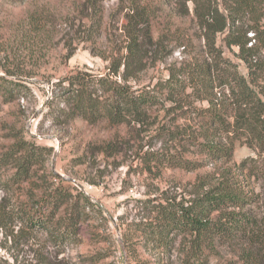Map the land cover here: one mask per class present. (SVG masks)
<instances>
[{"label":"trees","instance_id":"16d2710c","mask_svg":"<svg viewBox=\"0 0 264 264\" xmlns=\"http://www.w3.org/2000/svg\"><path fill=\"white\" fill-rule=\"evenodd\" d=\"M58 3L63 8L53 18L71 29L79 21V41L96 45L104 34V0ZM119 4L123 40L110 41L107 71L75 69L59 77L54 82L55 122L107 120L136 127L143 141L141 134L157 128L158 112L164 110L168 122L154 130L153 137L165 149L145 151L147 167L211 170L187 200L160 199L151 220L152 238L169 250L179 235L188 237L183 264H203L198 252L215 250L218 244L229 246L236 257L226 264H264V0H119ZM52 16L48 9L33 5L27 18L38 30ZM67 46L70 58L72 43ZM177 50L181 60L165 67L166 77L141 81L145 72L165 64ZM22 71L15 65L9 75L21 79L28 75ZM9 86L27 88L10 79ZM238 142L255 155L235 162ZM172 147H184L195 157L172 152ZM53 154V147L23 138L11 145L7 155L15 171L4 184L7 192L34 179L36 166L45 168ZM51 175L45 170L40 176L42 185L36 188L40 192L30 189L27 200L10 201L9 217L41 233L45 244L61 254L81 243V224L97 208L76 188L51 181Z\"/></svg>","mask_w":264,"mask_h":264},{"label":"rangeland","instance_id":"374dc122","mask_svg":"<svg viewBox=\"0 0 264 264\" xmlns=\"http://www.w3.org/2000/svg\"><path fill=\"white\" fill-rule=\"evenodd\" d=\"M33 5L46 8L53 15L43 29L36 30L29 24L27 16ZM119 7V0H104V34L93 45L79 41V21L71 29L59 18H53L63 8L58 0H0V264H183L188 237L179 235L169 250L152 238L155 206L164 196L187 200L211 169L190 172L147 167L142 158L144 152L165 149V144L153 136L154 130L167 124L166 112H158L159 125L141 134L143 141L134 126L107 120L91 124L81 118L57 124L53 117L57 106V101H53L54 82L59 77L75 69L107 71L110 41L123 40L124 18ZM67 43L73 46L70 58ZM181 56L177 50L165 64L159 63L145 72L141 81L166 77L165 67L181 60ZM15 65L28 75L21 79L9 75ZM242 70L245 71L243 65ZM9 79L27 88L9 89ZM22 138L53 147L54 154L45 168L36 166L34 179L21 188L15 186L9 193L4 184L15 169L7 154L10 146ZM171 150L180 151L187 158L195 157L184 147ZM252 155L255 153L250 147L236 144L235 162ZM45 170L52 173L51 181L76 188L97 208V213L81 224V243L69 246L61 254L45 244L41 233L27 230L9 217L10 201L27 200L30 189L40 192L36 188L42 185L40 176ZM197 258L203 259V264H226L236 257L229 246L218 244L215 250L199 251ZM46 260L48 263L43 262Z\"/></svg>","mask_w":264,"mask_h":264}]
</instances>
